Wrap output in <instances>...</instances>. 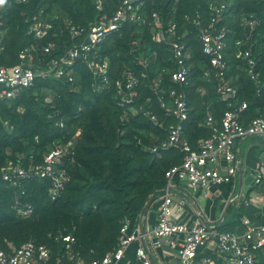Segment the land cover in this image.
Masks as SVG:
<instances>
[{"label":"trees","instance_id":"obj_1","mask_svg":"<svg viewBox=\"0 0 264 264\" xmlns=\"http://www.w3.org/2000/svg\"><path fill=\"white\" fill-rule=\"evenodd\" d=\"M217 1L229 4L219 24L230 31L224 52L226 77L237 89L236 98L228 103L219 99L214 82L203 78V72L209 69L208 60L201 53L196 30L182 19L185 14L199 12L205 22L209 17L207 0H143L144 11L157 12L164 24L176 23L178 34L188 30L181 39L190 54L188 85L184 89L189 113L183 137L192 148L209 136L203 127L206 111L220 121L231 108L228 104L245 102L247 108L241 114L244 124L264 114V2ZM117 3L118 0H28L17 4L6 0L0 6V66L15 65L18 52L32 43L27 20L40 11L47 18H58L54 21L58 36L41 41V45L57 43L51 55L46 56L48 60L72 44L65 30L67 23L87 26L99 15L111 13ZM242 14H251L258 21L252 39V55L259 73L257 85L232 54L235 41L241 37L238 20ZM99 53L108 61V84L101 83L100 89L92 86L100 80L77 60L72 67V83L53 77L36 79L16 98L0 101V167L20 157L23 164L39 163L55 144L74 141L73 161L65 164L70 181L58 198H49V181L33 180L22 186V200L33 208L30 218H16L12 210L14 197L21 194L22 188L0 186V249H5V241L16 247L32 241L47 246L55 257L62 249L56 237L70 234L85 264L102 259L116 248L123 223L129 222L131 233L140 217L158 202L165 187V172L181 163L183 155L177 150L151 151L166 139L169 126L174 124L148 88L150 79H159L165 90L175 87L168 74L174 69L170 48L151 41L147 28L125 24L105 39ZM123 70H131L138 77L145 75L139 78L132 104H122L116 96L114 85ZM140 107L159 125L146 118L138 110ZM226 211L232 214L230 220L216 229L234 232L244 211L233 205ZM201 258L215 259L204 249L197 253V259ZM216 264L222 263L218 260ZM256 264H264V252L257 253Z\"/></svg>","mask_w":264,"mask_h":264},{"label":"built area","instance_id":"obj_2","mask_svg":"<svg viewBox=\"0 0 264 264\" xmlns=\"http://www.w3.org/2000/svg\"><path fill=\"white\" fill-rule=\"evenodd\" d=\"M14 1L17 4L28 2ZM228 5L223 1L207 0L209 17L205 22L199 12L182 17L185 24L196 30L201 53L208 60L209 69L203 72V78L214 82L215 93L222 102L227 103L237 96V89L226 77L227 63L224 52L230 31L226 26H219ZM98 9L102 10L100 4ZM57 20V17L47 18L43 11L27 20V33L32 43L18 52L15 65L0 66V101L16 98L21 90L32 87L36 79L53 77L72 83V67L77 60L82 61L92 76L100 80V83L94 82L92 85L100 89L103 84H108V61L101 57L100 47L110 34L119 31L125 24L147 28L151 41L170 48L174 65V69L168 72L174 88L165 90L159 79L148 81V88L157 97L160 108L166 116L174 120V124L167 130L166 139L151 151L155 153L160 149H173L183 155L181 163L164 174L165 187L158 200L157 224L153 230H142L138 222L129 233V222L125 221L116 248L102 259H94L89 264H119L132 244L135 245V257L139 264H152L151 251L147 249V244L154 251L165 244L171 251H176L179 264H216L218 260L222 264H256L257 253L264 252V225H257L250 219L243 218L238 232H219L204 221L198 220L195 226L178 223L172 219L173 216L184 212L185 209H193L185 198L174 202L173 191L183 182L189 190L205 192H209L213 186L232 183L236 173L235 166L241 164L236 145L246 137L264 135V114L244 124L241 114L247 108L245 102L236 103L235 106L228 104L231 108L223 113L220 121H216L211 113L206 111L203 127L209 131V136L200 139L196 147L192 148L183 137V124L189 113L184 89L188 85L190 54L181 39L188 34V30L178 34L176 23L164 24L157 12L144 11L143 0H118L111 13L99 15L87 26L67 23L65 30L72 44L65 47L61 55L46 60V56L51 55L57 43L49 41L46 45H41V41L50 36H58L54 26V21ZM257 27L258 21L253 15L242 14L239 17L238 28L241 37L235 41L232 53L234 58L242 63L246 76L256 85L259 83V73L256 71V61L252 55V39ZM59 33L61 34L62 30ZM139 64L142 62L139 61ZM144 77V74L138 77L131 70H123L120 73L114 85L120 103L132 104L137 96L139 78ZM199 92L204 93L201 89ZM138 110L151 122L158 124L156 118L142 107ZM73 156L74 141L71 140L64 144H55L43 154L39 163L23 164L20 157L17 162L7 161L0 167V186L22 188L21 194L14 197L12 204L16 218L28 219L34 215L32 206L22 200L25 195L22 186L29 181H49V198H58L70 181L65 164L72 162ZM253 178L254 185H260V167L254 169ZM251 204L260 208L264 205L257 199L247 198L239 191L233 202H225L223 210L230 205L240 208ZM58 240H61L62 249L55 257L45 245L27 241L16 247L5 241V249H0V264H85L75 250L76 239L72 235H58L56 241ZM201 249L209 252L215 259H197V253Z\"/></svg>","mask_w":264,"mask_h":264},{"label":"crops","instance_id":"obj_3","mask_svg":"<svg viewBox=\"0 0 264 264\" xmlns=\"http://www.w3.org/2000/svg\"><path fill=\"white\" fill-rule=\"evenodd\" d=\"M236 148L241 164L235 166L236 173L233 182L213 186L209 192L192 191L184 182L179 183L173 191L174 202L185 198L192 205L193 210L185 209L184 212L173 216V220L187 226H195L198 220L199 222L204 221L209 227L217 230L216 228L222 223H227L232 215L230 212L227 213V209L223 210L225 202H233L239 191H242L247 198L257 199L264 203V135L241 139ZM256 167H260L262 173V181L258 186L253 183V171ZM246 187H248L247 191H245ZM158 204L159 201L140 217L139 224L142 230L146 228L153 230L156 226ZM263 207L264 205L260 208L258 205L251 204L247 207H235V209H243L242 219L247 218L257 225H264ZM235 230L238 232L239 227ZM147 249L151 251L152 264H179L176 251H171L165 244L155 251L147 244ZM119 264H139L135 257L134 244L127 248Z\"/></svg>","mask_w":264,"mask_h":264},{"label":"clouds","instance_id":"obj_4","mask_svg":"<svg viewBox=\"0 0 264 264\" xmlns=\"http://www.w3.org/2000/svg\"><path fill=\"white\" fill-rule=\"evenodd\" d=\"M6 3V0H0V6H3Z\"/></svg>","mask_w":264,"mask_h":264},{"label":"rangeland","instance_id":"obj_5","mask_svg":"<svg viewBox=\"0 0 264 264\" xmlns=\"http://www.w3.org/2000/svg\"><path fill=\"white\" fill-rule=\"evenodd\" d=\"M189 67H190V65H189ZM247 190H248V187L245 188V191H247Z\"/></svg>","mask_w":264,"mask_h":264},{"label":"water","instance_id":"obj_6","mask_svg":"<svg viewBox=\"0 0 264 264\" xmlns=\"http://www.w3.org/2000/svg\"><path fill=\"white\" fill-rule=\"evenodd\" d=\"M262 211H263V213H264V207L262 208Z\"/></svg>","mask_w":264,"mask_h":264}]
</instances>
